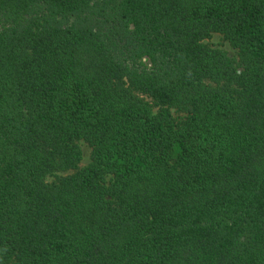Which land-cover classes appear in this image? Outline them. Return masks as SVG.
<instances>
[{
  "label": "trees",
  "instance_id": "obj_1",
  "mask_svg": "<svg viewBox=\"0 0 264 264\" xmlns=\"http://www.w3.org/2000/svg\"><path fill=\"white\" fill-rule=\"evenodd\" d=\"M0 264H264V0H0Z\"/></svg>",
  "mask_w": 264,
  "mask_h": 264
},
{
  "label": "rangeland",
  "instance_id": "obj_2",
  "mask_svg": "<svg viewBox=\"0 0 264 264\" xmlns=\"http://www.w3.org/2000/svg\"><path fill=\"white\" fill-rule=\"evenodd\" d=\"M208 45H210L213 48L221 49L225 51L230 59L232 60L234 66L241 72L243 69V62L239 55V50L236 49L234 46L230 44V42L225 38L223 34H213V36L206 41ZM80 148L82 150V162L80 163V168H83L90 164L91 162V148L89 145L81 141L79 143ZM74 171H67V172H58L51 176L47 177L48 182L55 181L58 177L65 176L68 174L73 173Z\"/></svg>",
  "mask_w": 264,
  "mask_h": 264
}]
</instances>
